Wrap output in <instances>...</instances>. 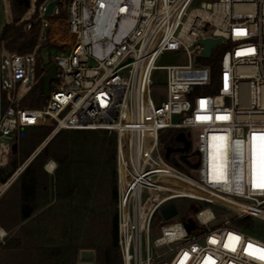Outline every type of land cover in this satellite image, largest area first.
Returning <instances> with one entry per match:
<instances>
[{"label":"built area","instance_id":"2783aa9c","mask_svg":"<svg viewBox=\"0 0 264 264\" xmlns=\"http://www.w3.org/2000/svg\"><path fill=\"white\" fill-rule=\"evenodd\" d=\"M195 2L67 0L65 41L46 61V75L55 65L56 78L39 108L24 106L39 80L37 52H9L0 43V136L14 143L21 128H51L43 147L61 130L116 135L123 264H264L245 251L249 244L264 249V238L234 228L230 219L213 224L216 207L264 225V0H213L192 8ZM57 6L51 17L61 13ZM208 38L221 42L206 58L201 41ZM217 48L222 55L215 72L206 61ZM168 53L185 55L188 63L159 66ZM30 63L33 84L20 95ZM161 70L165 92L156 100L154 76ZM171 130L176 141L179 133L191 147L194 141L195 151L167 158L160 137ZM48 163L53 174L57 164L49 172ZM179 200L196 204L188 217L180 214ZM171 204L177 215L165 219L162 209Z\"/></svg>","mask_w":264,"mask_h":264},{"label":"trees","instance_id":"16d2710c","mask_svg":"<svg viewBox=\"0 0 264 264\" xmlns=\"http://www.w3.org/2000/svg\"><path fill=\"white\" fill-rule=\"evenodd\" d=\"M46 1L8 0L11 21L0 34V43L6 51L25 55L37 52L35 72L39 80L25 101L28 108H39L46 100L42 95L46 76L42 51L60 50L47 36L41 38L40 14ZM33 3L35 11L27 17ZM221 53L222 49L217 48L206 61L214 64L215 72ZM50 133L48 127L21 128L8 163L0 165V184H5L33 157L11 186L17 188L20 222L36 215L38 229H42L40 224L48 223L62 233L52 240L65 243L51 250L55 259L52 264H76L81 250H94L95 264H123L118 241L116 135L105 130H61L42 147ZM175 140L173 130L160 137L165 147L174 146ZM50 160L57 164L53 174L45 169ZM96 181L102 189H108V214L94 207ZM228 219L234 228L264 238L262 224L233 215Z\"/></svg>","mask_w":264,"mask_h":264},{"label":"rangeland","instance_id":"374dc122","mask_svg":"<svg viewBox=\"0 0 264 264\" xmlns=\"http://www.w3.org/2000/svg\"><path fill=\"white\" fill-rule=\"evenodd\" d=\"M51 1H53V0H47L46 3L44 4V6L46 7L47 4ZM211 1H213V0H196V2L192 5V8L199 7L201 2H211ZM66 4H67V0H61V3L57 6V8L61 9V14L53 16L52 17L53 19H49L48 17H45L44 12H42V11L40 14L41 19L43 21V30H42V37L41 38L44 39L47 36L48 39L51 41V43L54 45H57V46L63 45V43L65 41L63 39L65 37V34L63 33V31L65 29V20H63V17L64 16L67 17V12L63 9V7L66 8ZM34 11H35V6L33 3L29 13L27 14V17H30L34 13ZM52 20L56 21V25H53V27L52 26L49 27L50 23H52ZM10 21H11V15H10L9 2H8V0H0V34H1L2 29L5 26V24L10 23ZM53 54L54 53L51 52V56H53ZM42 57L45 61H47L50 58V53L46 50H43L42 51ZM6 58H7L6 53H3L2 58H1L2 62H4ZM187 63H188V61H187V57L185 55H175L173 53H168V54L163 56V58L159 61L158 65L161 67H166V66H172V65H185ZM32 67H33L32 63H30L29 68H28L29 82L20 87V89H19L20 95L25 93L33 84ZM2 77H3V79H8V70L3 71ZM154 81L157 84H159L157 87L158 91H156L154 98L156 100H159L162 97V94H164V92H165V90H164V83L166 81L165 71H163V70L158 71L154 76ZM176 134H177V131H174V135H176ZM177 142L178 141L175 140V143H177ZM14 143L9 138L0 136V165L4 166L8 163L10 151L12 149V146L15 145ZM178 144L181 145L180 142H178ZM195 146H196V143L193 141L190 151H192V152L195 151ZM32 158L33 157H31L28 161H30ZM50 161H52V160H50ZM50 161H48V162H50ZM14 180L10 183V185L6 189L5 193H9L10 195H16L17 196V188L16 187L11 188ZM96 183H97V181L94 183L96 185L95 196H94V202L96 203V205L94 207L103 209V211H105V213L108 214L109 200H110L109 198L106 199V197H108V194H109L108 189H106V188L102 189L100 184H99L100 182H98L97 184ZM177 205L180 209V214L186 215L187 217L190 215L191 208L196 207L195 206L196 204L192 203V201H190V200H179V201H177ZM202 205L206 206L205 204H202ZM189 208H190V210H189ZM213 210L216 213V221L213 224L216 226L222 224L226 219L229 218L230 215H232L229 211H225V210H222L220 208L213 207ZM84 215L87 216L88 213L83 214L81 217L84 218ZM11 218H12V215H6L5 217H3V219L6 220L7 222H11V220H10ZM12 224H13V222H12ZM41 225L42 226L44 225L42 227V229L43 228L44 229H56L54 226H51L48 223H45V224L42 223V224H40V226ZM262 231L264 233V228L262 229ZM159 235H160V233L157 232L155 235H153V238H156ZM94 253H95V251H94ZM92 262L95 263V260Z\"/></svg>","mask_w":264,"mask_h":264},{"label":"crops","instance_id":"0c3cea01","mask_svg":"<svg viewBox=\"0 0 264 264\" xmlns=\"http://www.w3.org/2000/svg\"><path fill=\"white\" fill-rule=\"evenodd\" d=\"M9 185L5 187L0 184V264L54 263L51 250L65 243L52 240L58 239L62 233L55 229H38L36 218L34 219L36 215L20 222L18 195L5 193ZM6 215H12L11 222L3 219ZM82 251L84 250L79 252L76 264H95L83 261Z\"/></svg>","mask_w":264,"mask_h":264},{"label":"water","instance_id":"95a60500","mask_svg":"<svg viewBox=\"0 0 264 264\" xmlns=\"http://www.w3.org/2000/svg\"><path fill=\"white\" fill-rule=\"evenodd\" d=\"M59 1L60 0H53L49 2L47 6L45 7L44 15L47 17L51 16L54 12V8L59 4ZM201 42L204 45L203 56L207 58V57H210L212 49L221 42V39L208 38V39L202 40ZM197 60H200V57H198ZM47 70H48V73L44 78V87L42 90V93L45 97H49L50 83L52 80L56 78L57 68L55 65H50L48 66ZM177 140L183 142L184 146L179 147V148L167 147L166 153H165V156L167 158H169L172 153H178V152L184 153V152H188L191 149V143L189 140L185 138L184 133H179L177 135ZM14 148H15V145L12 146V149ZM182 159L186 160L184 155L182 156ZM192 167H195V166L192 165ZM177 212H178L177 208L174 204H171L162 209V214L165 219H170L176 216ZM192 228H193V225L188 226L189 230H191ZM81 255H82L81 257L83 261H94L95 260V253L93 250H84L82 251Z\"/></svg>","mask_w":264,"mask_h":264},{"label":"snow or ice","instance_id":"6c2138e0","mask_svg":"<svg viewBox=\"0 0 264 264\" xmlns=\"http://www.w3.org/2000/svg\"><path fill=\"white\" fill-rule=\"evenodd\" d=\"M256 139H257V135L254 134L253 135V141H254V144H253V165H254V172H255L256 163H257V158H256V145H255ZM260 139H261L262 143H261V147H260L259 164H260V168H261V176H262V179H264V134H261L260 135ZM259 187H264V183H261L259 185ZM235 240L238 241L239 240V237H235ZM225 246L227 247V245H225ZM249 249H251V251H249ZM233 250H235V249H233ZM245 251H246V253L248 255H251L253 258L260 259V260L264 261V249H260V248H257L256 246L252 245V244H249L247 246V248L245 249Z\"/></svg>","mask_w":264,"mask_h":264},{"label":"bare ground","instance_id":"6f19581e","mask_svg":"<svg viewBox=\"0 0 264 264\" xmlns=\"http://www.w3.org/2000/svg\"><path fill=\"white\" fill-rule=\"evenodd\" d=\"M54 167H55L54 162H50V163H48V165H47V170H48L49 172H52V170L54 169ZM83 264H84V263H83ZM85 264H88V263H85Z\"/></svg>","mask_w":264,"mask_h":264},{"label":"flooded vegetation","instance_id":"af4514ba","mask_svg":"<svg viewBox=\"0 0 264 264\" xmlns=\"http://www.w3.org/2000/svg\"><path fill=\"white\" fill-rule=\"evenodd\" d=\"M173 148H179V147H181V145L180 144H178V142L177 143H175V145L174 146H172Z\"/></svg>","mask_w":264,"mask_h":264}]
</instances>
